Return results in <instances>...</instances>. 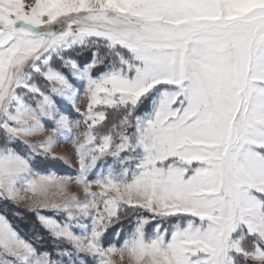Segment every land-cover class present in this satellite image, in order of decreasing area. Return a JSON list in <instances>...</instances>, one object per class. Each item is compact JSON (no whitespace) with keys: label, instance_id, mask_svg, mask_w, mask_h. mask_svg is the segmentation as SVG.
I'll return each mask as SVG.
<instances>
[{"label":"snow or ice","instance_id":"1","mask_svg":"<svg viewBox=\"0 0 264 264\" xmlns=\"http://www.w3.org/2000/svg\"><path fill=\"white\" fill-rule=\"evenodd\" d=\"M29 199L0 264H264V0H0V203Z\"/></svg>","mask_w":264,"mask_h":264},{"label":"trees","instance_id":"2","mask_svg":"<svg viewBox=\"0 0 264 264\" xmlns=\"http://www.w3.org/2000/svg\"><path fill=\"white\" fill-rule=\"evenodd\" d=\"M36 166L38 168L44 167V162L37 161ZM0 209L8 210V209H19V215H16L13 211H6L9 219L12 220L14 225L19 228L24 233V229H27V232L31 234L34 231V213L28 212L27 210L16 207L15 205L9 203H0Z\"/></svg>","mask_w":264,"mask_h":264},{"label":"rangeland","instance_id":"3","mask_svg":"<svg viewBox=\"0 0 264 264\" xmlns=\"http://www.w3.org/2000/svg\"><path fill=\"white\" fill-rule=\"evenodd\" d=\"M36 139L37 140L43 139V137H38ZM56 154L57 155L71 156V154H72L71 145H65V144L60 145V147H58L56 149ZM55 167L60 174L74 173L76 171V168L74 166V162H72V166H69L68 164H63V163H57ZM73 191H76V189H73ZM29 203H30V199L28 201H25L24 203H20V204L11 203V204H13L16 207H19L21 209L27 210L28 212H31L28 208ZM113 259H114V264H121L119 257H114Z\"/></svg>","mask_w":264,"mask_h":264}]
</instances>
